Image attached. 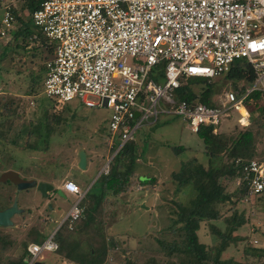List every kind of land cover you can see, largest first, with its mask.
Returning <instances> with one entry per match:
<instances>
[{
    "label": "built area",
    "instance_id": "2783aa9c",
    "mask_svg": "<svg viewBox=\"0 0 264 264\" xmlns=\"http://www.w3.org/2000/svg\"><path fill=\"white\" fill-rule=\"evenodd\" d=\"M12 8L16 2L2 6L0 39L15 25ZM31 23L53 47L43 94L61 105L79 100L108 109L114 155L159 115L181 117L192 133L211 127L216 134L234 114L236 125L248 127L246 99L259 92L264 100V0H42ZM236 61L251 66V84L222 90L211 106L176 99L182 81L213 80ZM161 64L157 82L150 74ZM108 169L109 162L102 172ZM235 181L248 198L264 196V157L246 162ZM63 190L78 200L58 226L72 229L85 193L72 181ZM54 235L27 247L28 264L58 250Z\"/></svg>",
    "mask_w": 264,
    "mask_h": 264
},
{
    "label": "rangeland",
    "instance_id": "374dc122",
    "mask_svg": "<svg viewBox=\"0 0 264 264\" xmlns=\"http://www.w3.org/2000/svg\"><path fill=\"white\" fill-rule=\"evenodd\" d=\"M3 3L4 0H0V16ZM22 16L25 21L29 19L27 15ZM14 27H17V23ZM13 33L0 39V86L3 92L0 97L4 99L3 103H10L7 99L13 101L9 116H0V122L8 121L10 125L9 129H4L5 135L0 143V209L9 208L16 201L22 215L15 214L12 217L13 226L0 227V264L18 260L35 232L43 240L54 232V241L66 240L69 236L66 225H58L78 198L65 192L62 197L57 190L66 180H72L85 191L98 174H105L102 169L106 163L113 165L115 162V155H110L108 150L110 111L103 107L87 108L79 100H72L65 107L59 103L54 106L42 89L33 90L31 77L43 73L44 61L50 53L40 47V41L26 38L25 42L20 37L18 42H14ZM6 43L11 47H8L4 55L2 52ZM194 81L197 83L193 84L192 89L196 93L202 88L198 84L202 80ZM208 83L216 91L214 99L222 90L233 88V83L224 76ZM88 99L98 103L94 97ZM44 109H49L50 115L60 117V120L52 121L54 128L48 150L43 151V145L40 144L37 151H31L26 145L33 143L35 137L30 136L28 131L41 119ZM235 118L234 114L231 119L224 121L219 132L235 135L241 131L234 122ZM251 119L250 114V124L243 129L255 130ZM11 141L17 144L13 145ZM131 143L139 150L135 177L149 181L145 185L134 181L136 184L128 193L116 199L108 198L95 215L109 247H113L108 264H126L127 260L135 259L142 264L150 255L154 256L153 253L156 254L159 247L156 241L169 238L170 230L179 226H174L177 203L186 204L191 197L189 190L187 195L175 192L176 186L170 175L179 169L181 162L193 158L207 167L203 142L197 134L188 130L181 117L159 115L153 125L139 128ZM179 147H183L184 151H178ZM81 149L87 155L85 170L77 166ZM255 153L264 154V128L256 141ZM34 182L50 183L56 190L43 199L34 185H31ZM25 183L30 187L19 189V185ZM219 184L233 196L232 201H236L225 205L223 218L236 213L238 217L243 216L246 222L234 232L236 239L220 260H229L231 264H264L263 201L240 197L233 179H221ZM225 229L223 219L205 222L199 232L200 241L214 248L220 243L217 231L224 233ZM87 235L86 232L74 233L72 238L87 249ZM139 249H143L145 254H135ZM42 257L44 260L40 264H73L57 253H45Z\"/></svg>",
    "mask_w": 264,
    "mask_h": 264
},
{
    "label": "trees",
    "instance_id": "16d2710c",
    "mask_svg": "<svg viewBox=\"0 0 264 264\" xmlns=\"http://www.w3.org/2000/svg\"><path fill=\"white\" fill-rule=\"evenodd\" d=\"M4 2L2 6L11 1L4 0ZM15 2L17 6L12 8V15L17 27L9 31L8 35L14 32L12 35L14 42H18L20 37H23L25 42L26 38L36 42L40 41V47H44L50 53L48 59L44 61L43 73L31 77L32 89L38 88L41 90L45 78L46 63L51 60L53 54V47L49 45L42 32L34 26L33 28L31 27V15L39 8L42 0H16ZM23 14L27 15L29 19L25 21ZM21 46L25 47V45ZM8 47H11V45L6 43L2 54H6ZM164 66V64H161L153 69L150 77L159 82ZM222 76L233 83V88L231 87V89L236 88L241 82L249 85L254 80L253 70L246 61H236L229 72ZM194 80H202L198 82L202 88L196 93L192 89L193 84L197 83ZM208 82L210 80L202 78H191L182 81L180 87L175 91V97L190 104L202 103L211 106L212 98L215 96L216 91ZM2 95L1 88L0 96ZM48 99L52 100V105L55 106V99ZM7 101L10 103H3L4 99L0 97V116H4V118L9 116V110L12 108L11 104L13 103V101L8 99ZM263 102V96L259 92L251 94L245 101L246 107L252 115L251 124L255 127V130L240 128L242 130L235 135H226L227 133L219 132V130L216 134H213L211 127L199 130L197 135L204 145L207 167H204L197 159L193 158L181 162L179 169L170 175L176 186L175 192L187 195V190H189L191 197L186 204L177 203V218L174 221V226L176 224H179V226L170 230L169 238L156 241L159 245L157 253H153L154 256L150 255L142 264H231L229 260H220V257L236 239L234 238L235 235H233L234 232L244 226L246 222L243 216L238 217L236 213L223 218L222 214L224 213L225 205L230 202L234 204L236 201H232L233 196L225 192L224 188L219 184V180H236L240 176L242 167L246 162L264 157V154L258 155L255 153L256 141L264 128V123L262 122L264 119ZM65 105H68V103H65L64 107ZM42 112L41 119L37 120V123L35 122V125L28 131L30 136L33 135L35 137L33 143L26 145L31 151H37L40 144L43 145V151L48 150L52 129L54 128L52 121L58 122L60 120V117L50 115L49 109H44ZM7 122H0V143L5 135L4 129L10 128ZM11 144L16 145L17 143L16 141H11ZM108 150L109 154L113 155L115 147ZM177 150L184 151V148L179 147ZM138 152L139 150L136 146L130 142L115 154V162L113 165H111L112 163L109 165L108 173L100 174L81 199V215L73 223L72 229L68 228L67 222L65 223L69 236L66 237V240L57 239L55 241L58 244V250L55 252L57 255L73 264H108L107 260L113 247H109L102 228L95 220V215L102 209L103 203L108 198L116 199L120 195L128 193L136 184L134 181H138L139 185L147 184L148 179L140 180L139 177H135L134 169L138 159ZM237 191L240 197L247 196L246 189L243 186H238ZM254 199L261 200L264 203V196H257ZM220 219H223L226 229L224 233L217 231L220 243L211 248L200 241L199 232L205 222ZM82 232H86V235L88 234L86 238L87 249L82 248L81 244L72 238L74 233ZM41 240H43L42 236L35 232L30 242L26 244L22 256L18 260L9 261L7 264H27L29 261L27 247L29 244L39 243ZM140 253L142 255L145 254L143 249L135 251V254ZM245 254L249 253L245 252ZM160 259H163V261L160 262ZM126 264L139 263L135 259L133 261L127 260Z\"/></svg>",
    "mask_w": 264,
    "mask_h": 264
},
{
    "label": "water",
    "instance_id": "95a60500",
    "mask_svg": "<svg viewBox=\"0 0 264 264\" xmlns=\"http://www.w3.org/2000/svg\"><path fill=\"white\" fill-rule=\"evenodd\" d=\"M77 166H78V169H80V170H85L86 169L87 157H86V153H85V151L83 149L79 150V152H78V165ZM100 174H98V176L95 178V180L100 176ZM31 185H34V187L41 194V197L43 199L47 198L49 196V194L52 193L55 190L53 185H51L50 183H46V182H39V183H35L34 182ZM29 187L30 186H28V184H26V183L23 186L19 185V189L20 188L27 189ZM57 192H58L59 195L64 197V195L62 194V192L60 190H57ZM15 213H19V211L17 209L16 201L9 208L0 211V227H8V226H10L12 224L11 223V217ZM36 264H39V263H36Z\"/></svg>",
    "mask_w": 264,
    "mask_h": 264
},
{
    "label": "crops",
    "instance_id": "0c3cea01",
    "mask_svg": "<svg viewBox=\"0 0 264 264\" xmlns=\"http://www.w3.org/2000/svg\"><path fill=\"white\" fill-rule=\"evenodd\" d=\"M86 156H87V155H86ZM66 181H72V180H66ZM66 181H65V182H66ZM65 182H64V183H65ZM46 183H47V182H46ZM64 183H63V185H64ZM93 183H94V182H93ZM93 183H92V184H93ZM51 185H52V184H51ZM63 185H62L61 188L59 189V190L62 192V194H63V192H65V191L63 190ZM77 186H78V185H77ZM53 187H54V186H53ZM78 187L80 188V186H78ZM54 189L56 190L55 187H54ZM80 189H81V188H80ZM88 189H89V188H88ZM88 189H87V190H88ZM55 190H54V191H55ZM81 190H82V189H81ZM87 190H85V191L83 190L82 192H83V193H86ZM65 193H66V192H65ZM79 205H80V204H79ZM0 211H2V210L0 209ZM53 211H54V210H53ZM67 213H68V212H67ZM15 214H20V215H22V212L15 213ZM15 214H14V215H15ZM14 215H13V216H14ZM66 215H67V214H66ZM66 215H65V216H66ZM13 216H12V217H13ZM65 216H64V217H65ZM12 217H11V223H12V224H11L10 226H8V227L13 226ZM63 219H64V218H63ZM63 219H62V220H63ZM54 233H55V232H54ZM51 235H52V234H51ZM51 235H50V236H51ZM50 236H49V237H50ZM42 241H43V240H41L39 243H41ZM39 243H31V244H39ZM29 245H30V244H29ZM29 258H30V256H29ZM43 260H44V257H42V258H41L38 262H36V263H39V264H40L41 261H43ZM28 262H29V261H28ZM27 264H28V263H27Z\"/></svg>",
    "mask_w": 264,
    "mask_h": 264
},
{
    "label": "flooded vegetation",
    "instance_id": "af4514ba",
    "mask_svg": "<svg viewBox=\"0 0 264 264\" xmlns=\"http://www.w3.org/2000/svg\"><path fill=\"white\" fill-rule=\"evenodd\" d=\"M8 208V207H7ZM7 208H4L3 210L7 209Z\"/></svg>",
    "mask_w": 264,
    "mask_h": 264
}]
</instances>
